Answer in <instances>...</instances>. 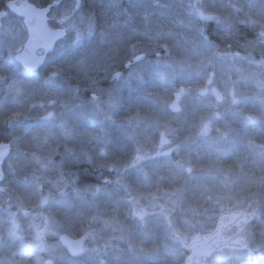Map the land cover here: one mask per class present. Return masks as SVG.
Returning <instances> with one entry per match:
<instances>
[{"label":"rangeland","instance_id":"rangeland-1","mask_svg":"<svg viewBox=\"0 0 264 264\" xmlns=\"http://www.w3.org/2000/svg\"><path fill=\"white\" fill-rule=\"evenodd\" d=\"M178 1L186 6L180 14L176 11L177 21L160 30V38H154L163 41L159 46L162 53H141L137 43H130L133 63L130 67L127 63L121 75L114 74L115 87L44 115L48 137L40 142L48 148L37 147L40 155L29 151L25 155L46 185L39 187L38 200L32 206L27 207L18 196L7 201L0 198V250L10 236H20L26 251H36L39 264L47 260L52 264H142L141 257L153 250V246L146 247V236L157 242L158 234L151 233L160 230L162 243L170 244L176 257L181 254L183 264H196L210 248L214 251L207 264H214L251 245L257 213L254 203L263 192L260 184L264 180V167L252 168L264 160V119L251 107L259 104L264 115V48L245 49L244 53L230 49L227 43L222 49L212 48L203 26L206 21L222 26L236 20L264 39V0ZM70 14L57 16L56 24L68 35L51 52L60 55L94 34L91 16ZM186 16L200 20L194 37L189 32L194 27L183 19ZM180 24L187 27L185 34L176 29ZM77 33L81 35L79 43ZM27 35L22 18L10 12L0 18V105L9 100L19 102L21 81L11 65ZM177 53L178 58L174 56ZM39 54L46 55L45 62L49 59L46 53ZM210 73L211 88H217L223 99L217 101L209 94L202 96L204 108L191 107L190 99L208 87ZM157 80L163 84L155 86ZM181 84L185 89L182 110L172 113L168 105ZM151 90L154 93L148 96ZM161 132L169 140L165 145L159 143ZM113 147L127 149L126 154L108 161ZM9 148L7 143L0 144L6 169L16 166L14 157L5 159ZM66 158L90 163L102 158L109 173L100 184L79 187L70 177L73 175L62 172L67 173V164L57 165ZM165 164L173 169H166ZM188 167L192 169L191 182L179 184L178 171L189 174ZM191 184L201 194L193 191ZM188 191L192 194L185 199ZM44 197L49 198L47 205L42 204ZM53 201L61 203L58 217L48 210ZM137 212L143 213L142 221ZM62 233L81 237L86 250L70 256L58 240Z\"/></svg>","mask_w":264,"mask_h":264},{"label":"trees","instance_id":"trees-1","mask_svg":"<svg viewBox=\"0 0 264 264\" xmlns=\"http://www.w3.org/2000/svg\"><path fill=\"white\" fill-rule=\"evenodd\" d=\"M7 1L9 0H0V11H7ZM31 1L38 6H45L54 0ZM167 5L172 9L166 7ZM185 6V3H180L178 0H80L79 5L74 0H59L57 5L51 7L49 21L53 27H60L55 20L61 12L71 13L69 16L77 12L76 15L81 17L91 16L95 32L82 43L68 46L60 55L55 52L48 53L49 59L44 61L33 73H27L17 62L11 65L13 73H16L17 78L21 81V92L19 102L16 101V104L9 100V103L0 105V144H9L10 148L5 159L14 157L13 164L16 166H8L6 169V161L2 164L3 177L0 179V189H3L4 186V190L0 192L1 199L7 201L18 196V200L20 198L24 201L27 207L36 204L39 187H45L46 184H43L42 175L32 169L31 161L25 154L26 151H29L40 155V150L37 147H47V144L40 142L44 137H48L47 124L42 120L47 111L71 107L75 103L85 102L90 97L115 87L114 81H112L114 74L118 71H125V65L128 62L130 65L133 63L135 54L129 48L130 43H137L141 53L152 52L153 55L156 52V54L162 53L159 46L163 41L156 42L154 38H160L157 35L159 31L165 26H171L173 20L177 21L176 11L180 14ZM227 14L231 16V10ZM183 19L186 25L189 22L194 27L195 31L189 30L192 33L191 37H194L200 20L194 16H186ZM234 21L236 20H232L230 25L223 24L222 26L210 21L204 22V35L208 44L212 48L218 46L222 49L223 45L227 43L230 49L242 53L245 49L251 48L261 51L264 48V39L250 27ZM185 24H180L176 29L182 30L185 34L187 29ZM198 38L197 40H200V37ZM166 43L168 47L173 46L172 42ZM155 47L157 48L155 49ZM174 56L178 58L179 53ZM53 73L56 75L53 76ZM160 84H163L162 80H157L154 85L158 87ZM191 84L188 86L190 87ZM182 85L184 84L179 87L182 88ZM151 91L147 93L148 96H152L150 94L154 93L153 90ZM125 92L128 94V91ZM139 100L144 101L143 98ZM204 100V97L195 95L193 99H190L191 107L199 110L204 108ZM252 107L251 111L254 113L256 111L255 114L264 119L260 105L255 104ZM48 116H50L49 113ZM16 141H18L17 144ZM34 146L37 150L32 149ZM117 149L111 148L108 161H110V157H112L111 159L122 158L123 154H126L124 151L127 149H123V151ZM21 159L26 160L20 161ZM103 159L90 163L85 160L66 158L65 161L59 160L57 165L59 166L61 162L67 164L65 166L67 173L64 170L62 172L73 175L70 177L72 180L75 179L76 184L80 187L100 184L101 179L108 175L107 168L102 166V163L107 161ZM221 160L229 162L227 157H221ZM258 163L260 162L258 161L252 166L254 171L264 167V160H261L259 164L262 166L257 167ZM165 165L166 169H173V166ZM178 173V178H174L179 179V184L191 182V179L188 178L190 174L185 171H178ZM191 186L193 191L199 192L197 191L199 188H196L194 184ZM261 187L263 192L260 193L258 201L256 200L254 203L257 213L251 227L253 234L251 245L243 253L239 255L226 254L222 259L216 260L214 264H264V180L260 184ZM190 194L192 192H185V199L190 198ZM199 194L201 193L199 192ZM188 203H192V201ZM60 204L53 201L48 210L52 214L58 215ZM61 211L65 213L63 208ZM157 232L151 233L152 235L158 234L159 241L157 242L151 240L152 236L151 238L146 236L148 241L146 247L153 246V250L151 249L152 251L148 252V255L141 257L142 264H183V256L179 254V257H176L175 250L171 248V245L162 243L160 230Z\"/></svg>","mask_w":264,"mask_h":264},{"label":"water","instance_id":"water-1","mask_svg":"<svg viewBox=\"0 0 264 264\" xmlns=\"http://www.w3.org/2000/svg\"><path fill=\"white\" fill-rule=\"evenodd\" d=\"M76 1L79 3L80 0H76ZM21 3H18L15 0L14 1L11 0L7 2L6 6L9 11H11L17 16H21L24 18V25L28 32V37L24 42L23 46L17 50V53L15 55V60L24 68V70L29 71L26 68V65L34 64L35 69H37L42 63V58L37 54V50L40 49V50L48 51L52 49L55 43L62 38V37H56V34L65 31L61 28L53 29L49 26L47 16L51 5L45 7H38L36 5L25 2V5H23V7H19ZM4 15H5V11H0V17H3ZM201 18L208 19L209 17L205 15H201ZM47 45L49 46L47 50H45ZM210 76L212 78V73H210ZM212 89L217 90V88H212ZM184 93L185 90L180 89L173 94V99L168 105V109L170 112L172 113L181 112L182 107L180 106V100L184 95ZM168 142L169 140L165 136L164 132H161L159 143L161 145L163 144L165 145ZM1 157L2 154L0 152V168H1ZM59 240L66 247L70 255L77 256V255H73L72 252L73 249L76 248L78 245L81 246L80 242L82 241V239L80 237L73 238L67 234H62L59 236Z\"/></svg>","mask_w":264,"mask_h":264},{"label":"flooded vegetation","instance_id":"flooded-vegetation-1","mask_svg":"<svg viewBox=\"0 0 264 264\" xmlns=\"http://www.w3.org/2000/svg\"><path fill=\"white\" fill-rule=\"evenodd\" d=\"M66 35H67V32H66ZM130 66L131 65L129 64V67ZM127 67L125 66V68H127ZM118 73L121 75L123 73V71H118ZM62 234H64V233H62ZM59 236H58V240H59ZM59 242H60V240H59ZM60 244L62 246H64L61 242H60ZM24 245H25V243L23 242V239L20 236L17 238H13L10 236L9 239L4 244V246L2 247V249L0 250L1 264H39L37 261L36 251H26L24 249ZM81 246H82V244H81ZM65 249H66V247H65ZM67 253H68V251H67ZM70 256H72V255H70ZM72 257H75V256H72ZM7 260H10V261L7 262Z\"/></svg>","mask_w":264,"mask_h":264},{"label":"snow or ice","instance_id":"snow-or-ice-1","mask_svg":"<svg viewBox=\"0 0 264 264\" xmlns=\"http://www.w3.org/2000/svg\"><path fill=\"white\" fill-rule=\"evenodd\" d=\"M64 35H65V32L62 31V32L56 34V37H63ZM56 37H54V38H56ZM80 39H81V35H80L79 33H77V35H76V43H79ZM48 46H49V45L46 46V49H45V50H47ZM26 68H27L29 71H34V69H35V65H34V64H32V65H26ZM55 75H56V73H53V76H55ZM117 75H119V74H117ZM212 81H213V79L211 78V76H209V79L207 80L208 87L205 88V89H203V90L200 92V94H201L202 96H207V95L211 94V95H213V96L217 99V101H220V100L223 99V96L221 95V93H220L219 91H217L216 89H212V88H211ZM18 91H19V90H18ZM174 107H175V106H174ZM49 115H51V114H49ZM205 130H206V126H205L204 129H202V132L205 131ZM186 171L190 174V173L192 172L191 167H188V168L186 169ZM60 194H61L62 196L65 195V193H64L63 191H61ZM48 203H49V198H48V197H44V199H43V201H42V204H43V205H47ZM136 217H137L138 219H140L141 221L144 219V215H143V213H141V212H137V213H136ZM80 243L82 244V241H81ZM85 250H86V249H84L82 246L78 245L76 248L73 249L72 254H73V255H79L81 252H83V251H85ZM213 251H214V249H211V248H210V249L206 250L205 252H203V253L201 254L200 258L197 259L196 264H207V260H208V258H210L211 255L213 254ZM188 259L191 260V257H189ZM47 264H52V262H51V261H48Z\"/></svg>","mask_w":264,"mask_h":264},{"label":"bare ground","instance_id":"bare-ground-1","mask_svg":"<svg viewBox=\"0 0 264 264\" xmlns=\"http://www.w3.org/2000/svg\"><path fill=\"white\" fill-rule=\"evenodd\" d=\"M23 5H25V2L21 3V4L19 5V7H23Z\"/></svg>","mask_w":264,"mask_h":264}]
</instances>
